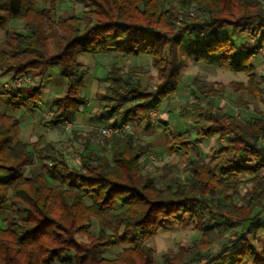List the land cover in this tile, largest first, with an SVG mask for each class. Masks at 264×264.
Here are the masks:
<instances>
[{
    "label": "trees",
    "instance_id": "16d2710c",
    "mask_svg": "<svg viewBox=\"0 0 264 264\" xmlns=\"http://www.w3.org/2000/svg\"><path fill=\"white\" fill-rule=\"evenodd\" d=\"M34 1L0 0V21L4 16L20 20L27 31L4 35L0 74L8 76L9 84L20 83L3 84L0 101L7 94L12 106L33 114L40 109L49 71L56 69L64 91L54 100L48 119L43 116L40 121L45 128L61 129L86 105L80 95L79 59L99 52H113L122 59L149 57L156 71V77L148 79L155 86L149 88L139 69L106 68L108 92L96 98L98 123L106 127L108 122L117 127L150 122L152 111L173 100L181 85L179 53L186 49L196 63L244 75L247 84L242 89L251 100L264 104V56L262 74L251 63L264 48V0H47L48 7L42 10L36 9ZM62 3L83 9L79 15L54 17ZM223 27L234 35L249 34L255 42L251 50L234 59V42L218 35ZM191 89L193 101L180 105L179 114L197 117L192 124L194 140L190 131L175 134L169 123L163 124L167 150L184 158L189 169L183 182L172 178L177 171L173 165L161 167L155 178L145 168L149 155L145 156L143 141L130 133L108 141L109 157L81 153L74 166L42 136L30 147L13 141L19 120L0 111V213L8 212L0 225V264H154L152 250L143 243L146 239L169 220L181 224L187 219L198 227L207 218L232 230L231 264H264V237L260 248L243 239L264 235L260 222L264 112L255 108L254 115L239 120L216 104L224 86L194 78ZM21 92L26 96L21 97ZM99 131H91L86 147ZM212 138L225 143L219 141L200 158L189 155L196 149L195 142ZM220 157L224 158L214 168L206 161ZM43 169L56 178V184L46 179ZM91 221L100 224L96 234L88 230ZM220 234L214 227L204 228L201 239L174 264L219 261L220 256L214 260L202 255ZM82 236L87 242L78 241ZM115 243L127 247L113 259L100 257L102 247ZM218 263L230 264L227 256Z\"/></svg>",
    "mask_w": 264,
    "mask_h": 264
},
{
    "label": "rangeland",
    "instance_id": "374dc122",
    "mask_svg": "<svg viewBox=\"0 0 264 264\" xmlns=\"http://www.w3.org/2000/svg\"><path fill=\"white\" fill-rule=\"evenodd\" d=\"M35 7L36 9H44L47 8V0H35ZM61 7H57L54 12V17H65V16H71V15H79L81 6L73 5L70 3H66L65 12L62 13ZM78 8V9H76ZM194 12L193 10H190ZM190 12V15L192 16L193 13ZM179 20V18H178ZM13 32V33H19V34H26L27 31L23 27V22L20 20L10 19L7 16H4L3 19L0 21V49L3 47V41H4V35L6 32ZM221 37H227L230 38L236 47V51L233 54V58L237 59L239 58L243 53L249 52L251 50L252 44H254L251 41V37L249 34L247 35H234L229 28L223 27L220 29V32L218 34ZM249 40V41H248ZM258 38L255 39L257 41ZM246 41H248L249 44L246 45L245 48L240 49L244 47ZM189 50H181L179 53V57L181 59L182 68H181V89H180V97L174 98L173 104L176 107L173 111L175 114L172 116H167L166 113H163V108L161 107L159 110L152 111L150 114H153L154 117L151 118L150 122L143 123L141 125V128L144 130L145 133L141 136V139L136 137L135 135H132L136 141H143L142 145H144V151L145 156L149 155L148 160H145V168H148L150 172L155 174V178L161 174V167L166 165H173L176 166L177 171L172 175V178H178L180 181H184L187 174H189V169L185 165L184 158H182L179 155L169 154L168 150L165 147V141L164 136L162 132V124L165 123V121H169V124L171 125V130L173 133H182L184 129L186 130V124L185 119L178 115L177 107L180 105L186 103V102H192V92H191V82L194 78H198L201 80H204L206 82L210 83H217L222 86H224V93L222 99L217 101V105L223 112L232 114L239 120H245L248 118L249 115H254V109L257 108L258 110L264 112V104L258 101H253L248 97V93L246 90H243L242 88L246 86L247 84V78L238 73L229 72L223 69L219 68H213L208 67L200 63H196L193 61L192 58L188 57ZM264 56V51H260V54L257 56H253L251 58V63L256 67L257 74H262V60ZM80 62V68L83 72V83L82 87L80 89V95L86 98V102L89 104V111H94L95 117L99 118V104L97 102L98 96H103L108 92V86L109 83L106 81L105 77V70L106 68H109L112 65H116L117 67L122 68L123 70H128L131 68L139 69L140 72L139 75L140 78L143 80V83L147 85L149 82V78L156 77V71L151 67V62L149 57H138V58H131V59H122L119 56L115 55L113 52H107V53H96L95 55H86L82 56L79 59ZM93 64V65H92ZM98 65V74H95V76H92L90 69L93 66ZM56 70V69H55ZM57 71V70H56ZM8 76L1 75L0 74V92H3L4 89L2 88V85L4 84L5 87H9L12 84L8 83ZM26 84L28 85H34L32 80L25 79ZM7 82V83H6ZM158 82V81H157ZM49 83V79H47L44 82V86L47 87ZM18 84V83H17ZM158 84V83H157ZM155 85H153L152 82H149L148 87L153 88ZM264 88V84L262 85ZM20 88L23 89V83L20 85ZM64 87L62 89V93L59 96L63 95ZM191 93V94H190ZM21 97L26 96V93L21 92ZM46 97L45 93H42L40 96L41 100H44ZM11 98L9 95L4 94L1 97L0 101V111L6 112L8 115L15 116L20 119V122L22 120V113L23 111L16 109L14 106H10L8 110H5L3 105L10 102ZM239 101L242 103V106H239ZM14 102V101H13ZM53 103V102H51ZM201 103L204 105L206 102L201 101ZM243 103H246V107H244ZM43 108L41 107V110ZM51 112L46 111L44 113L45 118L43 120H47L50 116ZM182 117V118H181ZM165 119V120H164ZM181 119V120H180ZM183 120V122H182ZM182 123H181V122ZM191 121V120H190ZM189 121V122H190ZM181 123V125H180ZM109 124V122H108ZM113 123L109 124L107 127L113 126ZM178 124V125H177ZM190 124V123H189ZM187 126H190V125ZM71 127H69L67 130H65L63 127L61 129H55V134L59 136L60 134L63 136L67 134V139H63L64 141H61L58 144H61L59 146L60 152L64 155V157L67 159V161L72 165H78V157L77 154L83 153L84 148H86V140L88 139V136L91 135V132L88 131H73L75 133H72L73 129V123H71ZM129 126V132L133 133L131 130L132 125ZM106 126H100L99 130L101 128H104ZM46 130H50V128H45ZM181 129V130H180ZM188 129V127H187ZM36 130V128H35ZM43 131V129H40ZM20 133L13 137V141L19 140L23 142V128L20 127ZM60 132V133H59ZM191 134L194 135L193 131H190ZM91 137V136H90ZM47 138H50L48 136ZM193 138V136H192ZM111 138H103L101 135L92 136L90 138L89 146L93 143H100L101 140H103V145L100 146L101 148L107 147L108 140ZM68 140V141H67ZM199 148L201 152L207 153L211 146H216L218 142L216 141H206L202 143L203 141H199ZM148 143V144H147ZM222 143H225V140H223ZM56 144V145H58ZM70 144V145H69ZM149 144L153 147L152 151L149 149ZM106 152L104 153L106 156H110V151L108 148H105ZM197 148L192 150L190 152V156L192 157H199L202 156L201 153ZM72 154V155H71ZM160 154V155H158ZM162 155V156H161ZM72 156V157H70ZM77 157V158H76ZM73 161L75 164H73ZM35 164L38 168L41 167V163L38 162L35 159ZM43 173H45L46 179L52 183L56 184L57 180L55 177H53L51 174H49L47 171L43 169ZM4 175V174H3ZM2 175V176H3ZM153 176V175H152ZM160 180V179H159ZM161 181V180H160ZM159 188L163 187V183H159L157 185ZM243 195V192H241ZM8 212L5 210L0 213V225H3V220L7 218ZM206 223V222H205ZM208 227H214L216 231L220 232V239H217L213 241L211 247L207 249L202 257L207 256L209 259H214L220 256L219 261H214L212 263L206 262L203 260H198L194 262L193 264L197 262H201L203 264H220L218 262H222L226 259V256L228 258V262L231 264L233 261L231 253L232 244L231 242L234 240V237L232 235V230L226 228L225 226L218 224L215 225V222L212 219L207 218V223L202 226H195L192 223H189L187 219H184L181 224L176 223L173 220H169L167 224L164 225L162 229H160L153 237L146 239L143 243L146 247L152 250L154 255V264H164L163 258L165 260H172V264L174 262H179V259L182 256V253L187 252L191 246L194 245L196 241L201 239V231L204 228ZM89 232L91 234H96L100 230V224L91 221L89 228ZM236 232V231H235ZM235 234V233H234ZM262 234V233H261ZM258 235L255 237H250V235H246V237H243L244 240H251L254 245L257 248H260L263 244V237L264 235ZM239 239V237H237ZM78 241L87 242L86 236L78 237ZM240 240H238L239 242ZM126 245H120V244H113L109 247H102L100 249V257L107 258V259H113L117 254H119L122 249L126 248ZM227 250V254L224 253V251ZM180 256V258H179ZM185 264H191L190 261L186 262ZM244 264H250L249 262H246Z\"/></svg>",
    "mask_w": 264,
    "mask_h": 264
},
{
    "label": "crops",
    "instance_id": "0c3cea01",
    "mask_svg": "<svg viewBox=\"0 0 264 264\" xmlns=\"http://www.w3.org/2000/svg\"><path fill=\"white\" fill-rule=\"evenodd\" d=\"M64 6H66V3H62V4L58 5V8L61 7L60 9L64 10L65 9V8H63ZM78 6H80V5H78ZM42 9H40V10H42ZM76 9H78V8H76ZM82 9H83V7L81 6V9L79 11H82ZM64 12H65V10L62 11V13H64ZM62 18H64V17H62ZM79 63L81 64L82 62H79ZM260 65H262V64H260ZM97 67H98V65L96 67L93 66L90 69V72H91L92 76H95V74H98L99 70H98ZM105 73L106 72H104V74ZM262 73H263V67H262ZM105 77H106V74H105ZM47 79H49V83H48L47 87L44 86L43 90L41 91V94L45 93L46 97H45L44 100L40 99V104H39L40 109L37 110L36 112H34L33 114H27L23 110H21V111H23V113H22L23 117H22L21 122H20L19 118H17V117L16 118L19 120V123H20L19 124V133L21 132L20 131V127L23 128V143L28 144L29 147H30L33 144L37 143L39 137L42 136V137H44V139L47 142L52 143L59 150V146H61V144H58V143H60L61 141H64L63 139L66 140L67 139V136H66L67 134H65L63 136L60 134L59 136H57L55 133L58 132V131H56L55 129H50V130L47 129L46 130L45 127H43L44 125H41L40 121L42 120V118L44 116V113H46V111H50L51 110V108L53 107L54 100L56 98L60 97L59 95L62 93V89L64 87V82H63L62 77L58 74V72L55 69H51L49 71ZM24 89L25 88H23V90ZM180 89H181V87H179L178 91L176 92V95H175L176 98L180 97V95H179ZM51 102H53V103H51ZM10 106H11L10 102H8V103L3 105L5 110H8L10 108ZM41 107L43 108L42 110H41ZM162 107H164L162 112L166 113L167 116H172V115L175 114L173 111L175 110L176 107L174 106L172 100L168 101V102H165L162 105ZM18 110H20V109H18ZM176 110L178 112V115H180L179 114V107H177ZM95 116L96 115H95L94 111H89V104H88V102H86V105L84 107L79 108L78 112L71 119V123H73V129H72L71 132L72 133H75L73 131H80V132L81 131H86V132L90 131L91 132L94 129L100 128V126H103V124H99L98 123V117H95ZM180 116H182V115H180ZM182 117L185 119L184 120L185 123H183V124H186V126H185L186 130L184 129L183 132L191 131L192 130V124L197 121V117L194 114H192V113H187L186 116H182ZM182 122H183V120H182ZM151 123H153V122H151ZM165 123H169V121H165ZM181 123H180V125H181ZM109 124H111V122H109ZM163 124H162V127H163ZM188 124L190 126H187ZM141 125H137V126L132 125L131 126L132 127L131 130L133 132L131 134L135 135L139 139H141V136L145 133V129L143 130L141 128ZM170 127H171V125H170ZM187 127H188V129H187ZM35 128H36V130H35ZM40 129H43V131H41ZM162 132H163V129H162ZM48 136H50V138H47ZM192 136H193V138H192ZM194 138H195V136L191 134V140H194ZM200 140L203 141L202 143H204L206 141H212V140L216 141V142H219V141L223 142L224 139H220L219 141H218V138L200 139ZM200 140H198L195 143H196V148L201 152V150L199 148L200 147L199 146V143H200L199 141ZM164 141H165V139H164ZM56 144H58V145H56ZM99 145H100V143H99ZM99 145H98V143L90 144V146L88 145L86 148H84L83 153L84 154H86V153L87 154H89V153H103L104 154L106 152L105 148L109 149V146H107L105 148H101L100 146H102V145H100V146ZM212 147H214V146H211L210 149ZM149 149L154 151L153 147L150 144H149ZM109 151H110V149H109ZM201 153H202V156L207 154L205 152L204 153L201 152ZM169 154H170V152H169ZM79 155H80V153L76 155L78 157V161H79ZM158 155H160V154H158ZM202 156H200V157H202ZM70 157H72V156H70ZM223 158L224 157H220V158H218L216 160H206V161H208L210 166L214 168L220 163V160L223 159ZM78 161H77V163H78ZM73 164H75L74 161H73ZM75 166H77V165H75Z\"/></svg>",
    "mask_w": 264,
    "mask_h": 264
},
{
    "label": "built area",
    "instance_id": "2783aa9c",
    "mask_svg": "<svg viewBox=\"0 0 264 264\" xmlns=\"http://www.w3.org/2000/svg\"><path fill=\"white\" fill-rule=\"evenodd\" d=\"M178 18L180 19V17H178ZM262 51H264V48L262 49ZM17 83L19 84L20 80L15 81V83L12 86H18ZM150 117L153 118L154 115L150 114ZM71 126H72L71 122H64L62 127L65 130H67ZM128 130H129V126L124 125L122 127H117V126L104 127V128H101L99 132H100L101 137H103V138H112L114 136H120L124 133H128L129 132ZM100 144L103 145V140L100 141ZM260 222L262 224H264V213H263L262 218L260 219ZM195 264H203V263L197 262Z\"/></svg>",
    "mask_w": 264,
    "mask_h": 264
}]
</instances>
